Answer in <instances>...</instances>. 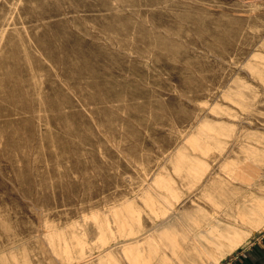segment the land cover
<instances>
[{
  "label": "rangeland",
  "instance_id": "rangeland-1",
  "mask_svg": "<svg viewBox=\"0 0 264 264\" xmlns=\"http://www.w3.org/2000/svg\"><path fill=\"white\" fill-rule=\"evenodd\" d=\"M244 163L264 197V0H0V264H137L140 224Z\"/></svg>",
  "mask_w": 264,
  "mask_h": 264
},
{
  "label": "bare ground",
  "instance_id": "bare-ground-1",
  "mask_svg": "<svg viewBox=\"0 0 264 264\" xmlns=\"http://www.w3.org/2000/svg\"><path fill=\"white\" fill-rule=\"evenodd\" d=\"M211 132L209 130L199 140L202 145L200 148H205L206 153L208 149H212L208 140L212 139ZM212 141L214 143V140ZM221 145L225 144L221 143ZM239 147L241 153L245 152L242 146ZM228 153L223 154L225 163L218 170H222L229 163L237 162L233 157L236 154L228 155ZM246 160L250 161L251 158ZM193 161L195 163V160ZM174 165L179 171L195 168L184 154L176 159ZM249 167L245 163L241 166L235 164L231 171L221 174L218 170H209L206 164L204 171L209 170L208 183L202 184L203 188L200 189L206 204L199 205L192 198H188L180 207L176 203L171 204L170 215L161 219L162 214H160L149 223L140 224V233L137 236L121 242L126 243L122 246V252L135 251L137 264H218L221 262L223 258L244 244L253 232L264 227V197L252 194L251 187L258 175L256 170L248 171ZM160 176L161 173L155 179ZM197 176L194 178L196 179ZM93 217L96 220L95 216ZM139 222L141 223L142 220ZM103 225L109 226L110 223L105 221ZM100 233V225L93 224L94 240H101ZM48 238L56 249H61L65 256L71 259L67 254V241L61 233L55 231L53 235L49 234ZM117 257L118 252L108 248L96 255L93 254L89 263L85 264H117Z\"/></svg>",
  "mask_w": 264,
  "mask_h": 264
},
{
  "label": "crops",
  "instance_id": "crops-1",
  "mask_svg": "<svg viewBox=\"0 0 264 264\" xmlns=\"http://www.w3.org/2000/svg\"><path fill=\"white\" fill-rule=\"evenodd\" d=\"M235 264H264V236L262 241L251 242L236 249Z\"/></svg>",
  "mask_w": 264,
  "mask_h": 264
},
{
  "label": "built area",
  "instance_id": "built-area-1",
  "mask_svg": "<svg viewBox=\"0 0 264 264\" xmlns=\"http://www.w3.org/2000/svg\"><path fill=\"white\" fill-rule=\"evenodd\" d=\"M264 236V230L260 232H256L255 234L252 235L249 241L253 242H258L262 241ZM235 259L236 256L234 253L229 254L227 257H225L220 263L218 264H235Z\"/></svg>",
  "mask_w": 264,
  "mask_h": 264
}]
</instances>
